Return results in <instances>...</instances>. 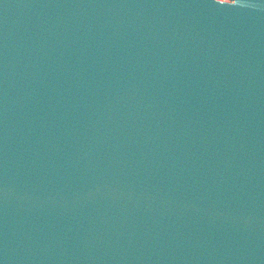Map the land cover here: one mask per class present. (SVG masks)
Instances as JSON below:
<instances>
[{
    "label": "snow or ice",
    "instance_id": "6c2138e0",
    "mask_svg": "<svg viewBox=\"0 0 264 264\" xmlns=\"http://www.w3.org/2000/svg\"><path fill=\"white\" fill-rule=\"evenodd\" d=\"M236 3V0H231V3L230 4H223L221 3L220 5H234Z\"/></svg>",
    "mask_w": 264,
    "mask_h": 264
}]
</instances>
